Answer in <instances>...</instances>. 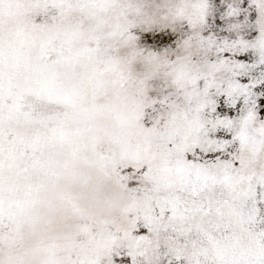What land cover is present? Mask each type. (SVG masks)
<instances>
[{"label": "snow or ice", "instance_id": "6c2138e0", "mask_svg": "<svg viewBox=\"0 0 264 264\" xmlns=\"http://www.w3.org/2000/svg\"><path fill=\"white\" fill-rule=\"evenodd\" d=\"M0 264H264V0H0Z\"/></svg>", "mask_w": 264, "mask_h": 264}]
</instances>
